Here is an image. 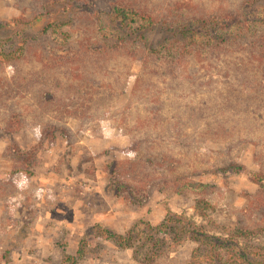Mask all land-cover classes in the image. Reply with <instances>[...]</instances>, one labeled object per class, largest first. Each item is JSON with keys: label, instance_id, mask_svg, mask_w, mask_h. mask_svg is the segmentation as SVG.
Instances as JSON below:
<instances>
[{"label": "rangeland", "instance_id": "obj_1", "mask_svg": "<svg viewBox=\"0 0 264 264\" xmlns=\"http://www.w3.org/2000/svg\"><path fill=\"white\" fill-rule=\"evenodd\" d=\"M17 1L0 0V23L22 17L29 24L0 30L3 52L17 42L12 37L26 38L32 32L25 30L28 25L40 30L48 22L45 17L36 19L32 12H23ZM190 1L206 10L217 4L216 0ZM149 35L154 41L165 36L159 31ZM38 54L26 48L23 55L0 59V264H213L205 258V248L198 241L173 239V221L157 234V244L162 248L155 260L143 259L148 250L155 249L154 240L146 237L147 224L158 227L170 214H178L204 225L212 235L225 236L234 226L236 213L248 203L247 195L259 192V185L249 178L257 169L255 145L240 144L236 137L242 127L257 123L245 124L244 114L233 116L229 112L231 102L221 108L217 96L232 88L228 93L242 97L237 90L240 85L224 83L230 79L224 76L225 64L196 58L178 67L185 77H173L165 74L168 69L161 62L156 68L162 74L150 75L137 85L135 76L140 66L127 53L94 67L82 61L78 68L67 63L59 66L56 61L58 65L52 68V58L43 54L42 63ZM30 70L38 71L39 76L34 85L25 88V83H18L19 78L29 77ZM83 76L95 77L105 86L104 99L94 104L92 116L85 117L73 112L83 110V95L67 98L71 112L60 108L58 113L63 114L59 120L67 123L71 133L47 129L45 121L56 119L57 112L54 104L42 101L61 93L60 87L67 81L81 83ZM108 84L112 90L107 89ZM202 98H209L208 104L211 101L209 114L208 108L219 115L225 112L224 120L237 128L232 137L202 135L197 125L204 121L189 119L186 123L190 127L186 128L185 116L198 111ZM8 113H23L21 118L26 122L12 131L5 125ZM173 114H185L179 117V125L181 122L187 129L183 143H174L176 135L168 129ZM139 132L158 135L155 143H162L173 157L156 167L157 179L145 191L129 196L128 191L115 186L119 179L115 166L127 159L124 149L130 145L131 136ZM30 157L31 173L15 175L13 169ZM183 177L192 183L211 184L208 198L212 204L206 208V215L195 206L199 188L190 185L175 190V182ZM132 229L138 233L132 247L122 248L108 235V231L125 235ZM245 243L256 245L264 253V230ZM68 255L73 259L67 260ZM253 256L264 261V255Z\"/></svg>", "mask_w": 264, "mask_h": 264}, {"label": "trees", "instance_id": "obj_2", "mask_svg": "<svg viewBox=\"0 0 264 264\" xmlns=\"http://www.w3.org/2000/svg\"><path fill=\"white\" fill-rule=\"evenodd\" d=\"M215 2L217 4L206 10V7L190 0H18L23 12H32L36 19L45 17L48 22L40 30L28 25L25 30L32 32L26 38L12 37L17 42L8 46L5 52L0 50V59L2 56L13 59L25 54L26 48H33L39 51L37 58L42 63L43 54L52 58V68L57 64L55 61L59 66L67 63L78 68L83 65V61L94 67L117 54L127 53L140 66L135 76L137 85L144 83L150 75L162 74L156 68L161 62L166 64L169 71L166 70V75L185 77L184 73L178 71L181 64L196 58L203 61L215 59L220 65L225 64L224 76L230 77L224 83H230L231 87L234 82L240 85L237 90L242 97L233 92L228 93L232 88H225L227 92L220 91L217 96L223 104L221 108H227L231 102L232 109L228 110L233 116L244 114L245 124L253 121L257 123H253L255 126L248 124L242 127L236 137L240 144L255 145L253 158L257 169L250 172L249 178L259 185V192L247 195L248 203L236 213L234 226L225 236L212 235L205 230L204 225L178 214H170L158 227L147 224L146 237L154 240L152 244L155 248L146 252L147 257L143 260L147 262H153L158 250L162 248V244H157L160 241L157 237L159 230L166 231L170 226L169 222L173 221V239L190 238L198 241L205 248V258L213 264H264L262 259L253 256L264 253L257 250L256 245L245 243L264 230V0ZM24 23L29 24L18 17L1 22L0 30L10 31ZM152 31H159L165 36L159 41L151 40L149 34ZM29 73V77L19 78L18 83L22 86L25 83V88L34 85L35 78L39 76L38 71L30 70ZM79 81V84L67 81L64 87H60L61 93L55 92L51 98L42 101V104H54L57 112L56 119L45 121L47 129L71 133L68 132L67 123L59 120L63 114L58 113L60 108L70 110L67 98L79 99L80 93L83 95V110L79 113L74 109L73 112L85 117H90V114L92 116L94 104L104 99L105 86L97 83L95 77L83 76V81ZM108 86L110 88L107 89H113L111 84ZM2 88L3 85H0V91ZM243 95L247 98H243ZM233 101L236 103L235 108ZM208 102L209 98H202L198 111L192 112L189 117L185 116L183 122L186 128L190 127L186 122L191 119L195 123L204 121L202 125H197L198 132L202 135L217 139L232 137L237 128L227 124L228 120H224L225 112H220L219 115L216 110L208 108L211 110L209 114L207 107H210L211 101L210 104ZM22 115L23 113H8L5 125L12 131L18 130L26 122L21 118ZM184 115L173 114L168 121V129L171 128L174 136L176 135L174 143L176 140H181L182 143L185 141L183 133H187V129L183 123L180 122L179 125L180 116ZM140 132L139 135L131 136L130 145L124 149L128 154L127 159L119 161L115 166V174L119 177L115 186L119 191H128L129 196L145 191L155 182L156 167L160 168L168 163L169 156H172L162 143H155L158 135L148 136ZM32 162L31 157L30 160L20 161V167L14 168L13 172L15 175L27 176L31 173ZM175 184L177 191L187 189L190 185L194 189L199 188L200 196L196 198L195 206L201 214L206 215V208H210L212 204L208 198L211 184L192 183L185 177ZM108 232L122 248L132 247L138 235L135 234V229L125 235ZM66 259L71 260L73 257L68 255Z\"/></svg>", "mask_w": 264, "mask_h": 264}]
</instances>
